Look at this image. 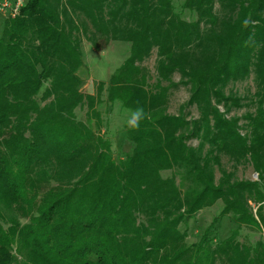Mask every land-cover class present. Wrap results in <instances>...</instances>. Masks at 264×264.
<instances>
[{"label": "trees", "instance_id": "trees-1", "mask_svg": "<svg viewBox=\"0 0 264 264\" xmlns=\"http://www.w3.org/2000/svg\"><path fill=\"white\" fill-rule=\"evenodd\" d=\"M182 7L194 20L172 0H26L4 16L0 264H264V0ZM84 42L129 45L105 103L143 107L146 119L138 130L125 123L132 150L118 162L100 134L105 84L81 91ZM153 50L149 86L142 63ZM251 75L248 101L228 89ZM181 86L188 99L169 114L170 91ZM248 104L253 111L230 115ZM82 108L91 125L76 118ZM223 158L233 169L248 163L257 179H236ZM217 202L189 245L188 224ZM223 218L235 229L214 242Z\"/></svg>", "mask_w": 264, "mask_h": 264}, {"label": "rangeland", "instance_id": "rangeland-1", "mask_svg": "<svg viewBox=\"0 0 264 264\" xmlns=\"http://www.w3.org/2000/svg\"><path fill=\"white\" fill-rule=\"evenodd\" d=\"M9 2H13L14 0H7ZM26 0H22V5ZM184 0H172L173 8L175 13H177L183 20L191 21L194 20V17L183 10ZM14 18L15 16H6V14H0V34H1V26L2 19ZM83 51L85 54V63L88 68V76L85 78L83 87L81 91L83 94L87 95H96L97 86L100 83H104V91L101 96L102 102L97 105V110L100 112V134L104 140L108 141L110 145V150L113 155V159L118 162L124 159L126 156L130 155L132 150V144L128 141L125 136V123L130 115V113L125 110L118 103L114 105H109L105 103L106 100V85L111 77V75L116 71V69L123 63V61L128 56L129 45L123 43H114L111 42L109 44L100 43L99 50H95L89 43H83ZM155 60H156V52L153 50L150 57L146 59L142 66L146 68L148 72V85L155 84ZM174 82L179 81V76L175 75L173 77ZM166 85V83L164 84ZM228 89H233L240 96L245 97L246 101L250 97L249 94L254 92V82L253 76L251 75L244 82H239L234 86H229ZM188 99V90L185 87H179L177 89H173L170 91L169 101L167 106V113L176 115L179 111V107ZM252 110L251 106L248 104L247 107H244L240 110H233L230 114L231 116L237 115L242 116L244 113ZM86 108L78 109L76 111V118L82 122L89 123L91 125L92 121L87 122L86 117ZM191 116L194 118L198 117V114L195 108L191 109ZM193 146H196V142H192ZM224 166L233 171L235 174V178L239 180H255L257 179V174L254 173L252 167L248 163H243L237 166L236 168H232V163L228 162L225 158H223ZM171 175L170 172L163 173V177H169ZM218 178V173L216 174ZM222 208L221 202H217L213 207L206 208L201 210L196 214L195 218L188 224L187 228V242L189 245L197 243L204 232L210 225L212 219L218 215ZM235 229V225L231 223L228 218L221 219L214 230H212L209 234V237L214 242H220L229 237L232 230ZM244 237H250L252 239L253 233L249 231H244L242 233Z\"/></svg>", "mask_w": 264, "mask_h": 264}, {"label": "clouds", "instance_id": "clouds-1", "mask_svg": "<svg viewBox=\"0 0 264 264\" xmlns=\"http://www.w3.org/2000/svg\"><path fill=\"white\" fill-rule=\"evenodd\" d=\"M129 112H130V115H129L128 120L126 121V125L130 130H138L140 127L141 121L146 119V113L143 107L130 109Z\"/></svg>", "mask_w": 264, "mask_h": 264}, {"label": "built area", "instance_id": "built-area-1", "mask_svg": "<svg viewBox=\"0 0 264 264\" xmlns=\"http://www.w3.org/2000/svg\"><path fill=\"white\" fill-rule=\"evenodd\" d=\"M21 7L22 0H14L13 2L0 0V14H6V16H16Z\"/></svg>", "mask_w": 264, "mask_h": 264}]
</instances>
